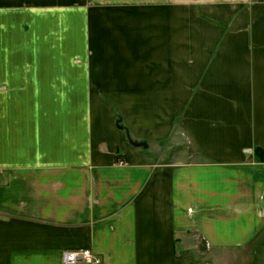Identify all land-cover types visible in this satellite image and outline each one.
Instances as JSON below:
<instances>
[{"label":"crops","instance_id":"0c3cea01","mask_svg":"<svg viewBox=\"0 0 264 264\" xmlns=\"http://www.w3.org/2000/svg\"><path fill=\"white\" fill-rule=\"evenodd\" d=\"M84 1L81 59L45 62L37 4L0 0V264H212L185 242H254L264 0Z\"/></svg>","mask_w":264,"mask_h":264},{"label":"rangeland","instance_id":"374dc122","mask_svg":"<svg viewBox=\"0 0 264 264\" xmlns=\"http://www.w3.org/2000/svg\"><path fill=\"white\" fill-rule=\"evenodd\" d=\"M100 1V0H92ZM185 2L201 4L208 1L223 0H182ZM35 3L36 11L40 13V26L44 38L41 43V60L45 62H67L80 60L82 57V39L78 35L83 19L90 14H100V5H92L91 2L81 0H25ZM24 8L28 7L25 3ZM112 9V7H110ZM83 14V15H81ZM91 51V49H90ZM86 52H88L86 50ZM12 60V55H9ZM25 60L36 61V55L30 50L25 52ZM181 143V142H179ZM175 144L169 142V156L177 154L183 161L197 159L187 144ZM184 153V154H183ZM183 155V156H182ZM188 247L198 250L200 256L210 260L212 264H264V232L254 242L244 248L241 247H213L207 241H187Z\"/></svg>","mask_w":264,"mask_h":264},{"label":"built area","instance_id":"2783aa9c","mask_svg":"<svg viewBox=\"0 0 264 264\" xmlns=\"http://www.w3.org/2000/svg\"><path fill=\"white\" fill-rule=\"evenodd\" d=\"M123 163V161H120ZM64 264H78L85 262L88 264H102V258L91 248L65 249L62 252Z\"/></svg>","mask_w":264,"mask_h":264},{"label":"trees","instance_id":"16d2710c","mask_svg":"<svg viewBox=\"0 0 264 264\" xmlns=\"http://www.w3.org/2000/svg\"><path fill=\"white\" fill-rule=\"evenodd\" d=\"M256 154H257V158L260 159V160H264V151L262 149H258L256 151Z\"/></svg>","mask_w":264,"mask_h":264},{"label":"water","instance_id":"95a60500","mask_svg":"<svg viewBox=\"0 0 264 264\" xmlns=\"http://www.w3.org/2000/svg\"><path fill=\"white\" fill-rule=\"evenodd\" d=\"M135 145H137V146H142V147H147L148 146V144H147V142H145V141H141V142H133Z\"/></svg>","mask_w":264,"mask_h":264}]
</instances>
